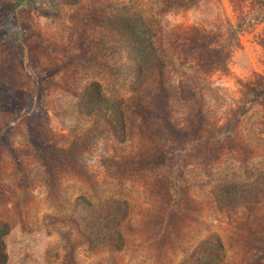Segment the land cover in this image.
Segmentation results:
<instances>
[{
	"label": "rangeland",
	"instance_id": "1",
	"mask_svg": "<svg viewBox=\"0 0 264 264\" xmlns=\"http://www.w3.org/2000/svg\"><path fill=\"white\" fill-rule=\"evenodd\" d=\"M258 76L256 0H0V264H264Z\"/></svg>",
	"mask_w": 264,
	"mask_h": 264
},
{
	"label": "trees",
	"instance_id": "2",
	"mask_svg": "<svg viewBox=\"0 0 264 264\" xmlns=\"http://www.w3.org/2000/svg\"><path fill=\"white\" fill-rule=\"evenodd\" d=\"M178 1H180V0H178ZM250 1L253 2L254 0H250ZM256 1H257L258 4H261V6L264 7V0H256ZM18 6L19 5L16 4L14 7H12V9H8V11L6 12V15L4 17L5 18L4 21H8L12 16H17L16 15L17 14L16 11H17ZM19 32H20V30H18L17 36H20V33ZM255 83H256V85L254 87L252 86V88L249 89L248 91H246V93H245V96L247 94L252 95V98L254 99L252 102L256 101L255 100L256 98H259L261 96L264 97V77L258 76L256 78ZM256 86H258V88H260V90H257ZM161 104H162V109L161 110L164 112L165 111V108H166V105H165V108H164V104H167V103H166V101L163 100V103L161 101ZM225 125L227 127L225 129L221 127L220 130L222 131V129H224L225 130L224 133L230 135L231 131H233V128H231L232 124L229 121ZM224 133L222 131V133H220V134H224ZM226 137L227 136H224V135L222 136V135L215 134V135H213L212 138H215L216 141H221L222 144H224L225 141H229V139H230L229 136L227 137L228 139H226ZM230 140H232V139H230ZM232 146H234V145H232ZM249 152L250 151L244 150V148L241 149V153L244 154V156H247V154ZM243 171L247 174V177L253 176L251 162H250L249 165H247V164L244 165ZM262 177H264V172L257 174V177H256L257 179L256 180L261 179ZM242 192H243V190L241 191V189H236L235 190L236 196L239 197L238 199L245 198L246 197V195H245L246 193H249L250 194V191H247L245 194H243ZM225 199H227V198H225ZM246 201H248V200H246Z\"/></svg>",
	"mask_w": 264,
	"mask_h": 264
}]
</instances>
